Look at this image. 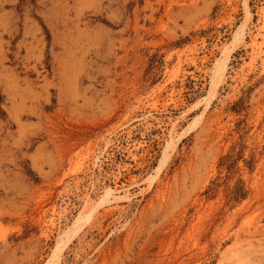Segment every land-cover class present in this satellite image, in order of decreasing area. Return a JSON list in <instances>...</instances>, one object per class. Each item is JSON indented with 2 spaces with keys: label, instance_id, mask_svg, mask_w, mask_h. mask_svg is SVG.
I'll return each instance as SVG.
<instances>
[{
  "label": "rangeland",
  "instance_id": "obj_1",
  "mask_svg": "<svg viewBox=\"0 0 264 264\" xmlns=\"http://www.w3.org/2000/svg\"><path fill=\"white\" fill-rule=\"evenodd\" d=\"M47 262L264 264V0H0V264Z\"/></svg>",
  "mask_w": 264,
  "mask_h": 264
},
{
  "label": "bare ground",
  "instance_id": "obj_2",
  "mask_svg": "<svg viewBox=\"0 0 264 264\" xmlns=\"http://www.w3.org/2000/svg\"><path fill=\"white\" fill-rule=\"evenodd\" d=\"M249 15H250L249 12L246 11L245 18H248ZM243 26H244V23L242 22V24L239 26V28L234 32V34L232 36V39H231V41L228 44L229 48H227V53L231 52L234 49V47L236 46L237 42L241 39L242 32H243L242 31ZM217 79L218 80H215V82H212L211 86L209 87L208 98H211L213 92L216 90L217 82H219L220 77H218ZM168 157H169V155H167V154H165V155H163L161 157V159L159 160L157 166L154 169L155 174H157L164 167L165 162L168 160ZM109 194L110 193H107V194H105V196H107ZM63 244H64V242H57V244L55 245V248L53 249V253L54 252H59L61 250V248L63 247ZM47 264H49V262H47Z\"/></svg>",
  "mask_w": 264,
  "mask_h": 264
}]
</instances>
